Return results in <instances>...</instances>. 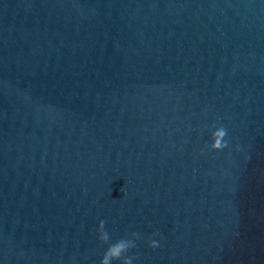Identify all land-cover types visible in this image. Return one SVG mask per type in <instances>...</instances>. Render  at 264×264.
Instances as JSON below:
<instances>
[{
    "label": "water",
    "instance_id": "obj_1",
    "mask_svg": "<svg viewBox=\"0 0 264 264\" xmlns=\"http://www.w3.org/2000/svg\"><path fill=\"white\" fill-rule=\"evenodd\" d=\"M0 264H264V0H0Z\"/></svg>",
    "mask_w": 264,
    "mask_h": 264
}]
</instances>
